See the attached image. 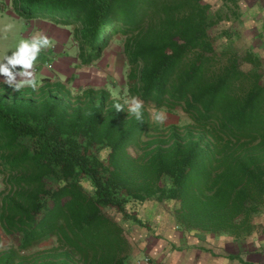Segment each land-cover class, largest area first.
Wrapping results in <instances>:
<instances>
[{
  "label": "trees",
  "instance_id": "trees-1",
  "mask_svg": "<svg viewBox=\"0 0 264 264\" xmlns=\"http://www.w3.org/2000/svg\"><path fill=\"white\" fill-rule=\"evenodd\" d=\"M220 1L227 10L207 0H13L22 18L74 26L86 66L123 42V86L144 108L140 120L116 110L124 102L106 83L75 92L53 79L19 90L0 83L8 187L0 229L17 237L0 264H24L21 253L52 238L50 264H134L125 224L149 228L136 205L155 200L174 207L184 235L238 241L255 233L264 213V58L217 47L231 38L222 24L240 18L239 0ZM150 107L181 110L194 128L138 156L130 149L141 143Z\"/></svg>",
  "mask_w": 264,
  "mask_h": 264
},
{
  "label": "rangeland",
  "instance_id": "rangeland-1",
  "mask_svg": "<svg viewBox=\"0 0 264 264\" xmlns=\"http://www.w3.org/2000/svg\"><path fill=\"white\" fill-rule=\"evenodd\" d=\"M211 3L215 9L217 10H226L224 4L221 3L220 0H207ZM239 8L236 9L238 13H240V18L238 20L232 21L226 20L225 23L222 24L221 29H226V31L231 35L229 39L220 38L218 41L217 47L222 50L223 48L232 46L234 48L233 52L236 53L239 57H244L248 51H251L254 48L255 43L247 44L246 37L244 38L242 32L247 29V25L253 24L255 25L252 29H257L255 27H259L258 29H262L264 26V0H239ZM15 12V10H14ZM16 13V12H15ZM16 15H18L16 13ZM233 15H231L232 17ZM39 17H42L39 15ZM6 19V20H5ZM3 23L5 25L9 23H13L14 31L21 29L22 33L26 30V24L29 23V26H35L37 32H47V35H51L52 38V49L49 47L45 49L43 54H41V58L38 57L34 69H36V79L38 81L37 85H41L44 79H53V80H61L67 84V86L71 90L78 89L77 85H87L91 84L96 86V88H100L101 85L107 84L106 87L111 91L114 97L121 99L123 102L130 97L127 92L126 86H123L125 81V76L130 71V67L128 66V62L123 53V42L112 41L111 46L107 48L102 59L97 62H94L90 66H86L79 59V49L74 41V26L66 27L62 25H56L53 22H50L47 19H43L46 22L36 21L34 19H27L21 17V22L13 20L11 18H5ZM40 19V18H38ZM252 19L253 22H252ZM38 22V23H37ZM41 22V23H40ZM48 23L49 26L45 27ZM0 21V57H2L5 53H11L15 51L16 43L19 41L17 38L18 33L11 31L10 38H3V28L4 24ZM232 26V30H230ZM249 28V26H248ZM36 32V33H37ZM237 32V33H235ZM15 33V34H14ZM246 35V34H245ZM55 40V41H53ZM65 46V53L69 56H74L76 61L73 65H54L50 63V59L56 58V52L52 53V56L49 54V50L55 51L57 47ZM252 47V48H251ZM55 57V58H54ZM57 58L59 60L61 57L58 55ZM56 60V59H55ZM49 63V64H48ZM243 67L246 70H249L250 66L246 63H243ZM47 68L50 71V75H46L43 72L44 68ZM94 73L93 75H91ZM90 75L94 78H90L93 82H81V78L84 77L85 80L89 79ZM77 84V85H76ZM26 86V85H25ZM103 88V87H101ZM156 111H160L164 114L165 119L163 121H157L153 119V114ZM149 125L146 131L143 133L141 137V143L138 146H135L130 149L138 156H141L144 153V150H151L155 148L158 143L149 146V143L159 140H167L169 136L175 132H177L180 137L185 136L188 131L193 130V122L192 120L185 115L181 110L170 111L166 109L156 110L153 107L149 108ZM8 187L5 183V175L2 174L0 169V200L2 193H7ZM136 209L141 213L143 218L149 224V228L140 227L138 225L133 224H125V228L128 231L129 239L132 243L131 254L133 258L131 259V263L134 264H172L176 262V259H179L180 254L177 253L175 249L171 246H168V242L175 241L177 242L179 239H190L193 240L194 243L201 244L206 246L209 250H215V252L227 254V256L233 257L235 263L237 261L236 256L239 254L232 253L234 252L231 248L229 242H223L215 244L213 240H215V236L213 234H185L181 231V229L176 224V219L170 214L172 213L174 207L172 205L167 204L165 202L155 201H147L142 204L136 205ZM172 210V211H171ZM259 215V214H258ZM256 217V224L258 225L259 221L262 220L261 217L264 216V213ZM261 235V236H260ZM263 237L262 229L256 228L255 233L250 236L248 239H256ZM211 238H213L212 241ZM220 239L221 237H216ZM229 238V237H223ZM231 242L235 245H238V242L234 240ZM247 239V238H246ZM243 240V239H242ZM199 241V242H198ZM240 241V240H238ZM17 243V237H9L6 236L2 230L0 229V251H6L11 247H14ZM246 251H241L239 257L241 258L240 263H244L245 261L252 258L254 255L253 252H261V255H264V246L255 247L251 245H247ZM57 247V242L55 238L49 239L47 241L42 242L36 248L29 250L28 252L21 253V257H26L24 264H50L55 258L53 253V249ZM165 247V248H164ZM153 249L157 250L160 253L163 252V256H153ZM250 249L249 252H247ZM231 254V255H230ZM250 255V256H249ZM249 257V258H248ZM149 259V260H148ZM232 259V258H231ZM264 259V258H263ZM21 261V260H20ZM239 262V261H237ZM236 263V264H240ZM247 264H264L262 263H254L252 261L245 262Z\"/></svg>",
  "mask_w": 264,
  "mask_h": 264
},
{
  "label": "crops",
  "instance_id": "crops-1",
  "mask_svg": "<svg viewBox=\"0 0 264 264\" xmlns=\"http://www.w3.org/2000/svg\"><path fill=\"white\" fill-rule=\"evenodd\" d=\"M11 18L13 20H16L18 22H21V17L19 15H16V13L14 12V4H13V0H0V21L3 23V20L5 18ZM6 20V19H5ZM36 21H41V22H46L45 20H43L42 18L40 19H35ZM254 19H252V22H253ZM40 22V23H41ZM38 23V22H37ZM49 22H47V24L45 25V27L49 26L48 25ZM4 24V23H3ZM9 24H12L13 23H9ZM5 26V24H4ZM26 30L24 31V33H22L21 29H18L17 31H14V32H17L18 35H17V38L20 40L21 38H28L30 37L31 35L35 34L37 31V29L35 28V26H29V23L26 24ZM249 26V28H248ZM255 25L253 24H250L247 25V29L243 30V37L245 38L246 37V41H247V44H251V43H255L254 44V48L251 49V51L255 52V53H258L260 54L263 58H264V26L262 29H258L259 27H255L257 29H252ZM4 29V28H3ZM14 29V28H13ZM5 31L3 30V33ZM15 34V33H14ZM45 34H47V32H45ZM11 31L10 32H5L3 34V38H10L11 36ZM51 37V35H48ZM55 41V40H53ZM19 41H17L18 43ZM16 43V45H17ZM50 48L52 49V45L50 46ZM65 50H66V47L65 46H61L59 44V47H57V49L55 51H51L49 50V54L52 56V53L53 52H56V60L55 59H50V63L54 64V65H73L74 62L76 61L75 57L74 56H71V55H67L65 53ZM41 54H43V52H41ZM40 54V57L41 58V55ZM60 56L61 59L59 60V58H57V56ZM49 64V63H48ZM50 70V69H49ZM46 67L43 69V72L46 73V75H50V71H49ZM34 71L36 72V69H34ZM36 75V73H35ZM4 77L3 76H0V83L2 84H6V83H3L4 81ZM19 79V78H17ZM87 82H93L91 80L87 81ZM86 82V83H87ZM7 85V84H6ZM77 85V84H76ZM88 85V84H87ZM86 84L84 86H87ZM77 86H81V85H77ZM262 220L259 221L258 223V228L262 229V235L263 237H258L256 238L255 236L253 238H256V239H243V240H240V241H237L238 242V245H235L231 242H234L232 238H223L221 237L220 239H217L215 237V240H213V238H211L210 241H214L215 244H218V243H223V242H229V244L231 245V248L234 249L232 253H235V254H241L240 252L241 251H246V247H248L247 245H252L253 248L255 249V247H260V250H261V247L264 246V216L261 217ZM217 240H220L217 241ZM199 242V241H198ZM218 242V243H217ZM177 245L179 247V251H177L178 254H180V257L179 259H176V262H173L172 264H236V263H240L241 261L239 262H235L233 263L234 259H231L232 257L231 256H227V254H223V253H218V252H215V250H209L206 246L204 245H201V244H197V243H194L193 240H190V239H185V238H181L179 239L177 242ZM227 244V243H226ZM165 248V247H164ZM163 251V250H161ZM160 253L158 252L157 250V253L155 251V249H153V256H163V252ZM250 249L247 251L249 252ZM251 252V251H250ZM253 257L252 258H249V260L245 261V262H254V263H262L264 262V255L262 256L261 255V252H256V250H254L253 252ZM231 255V254H230ZM238 255V256H239ZM250 256V255H249ZM243 263V264H247V263ZM242 264V263H240Z\"/></svg>",
  "mask_w": 264,
  "mask_h": 264
},
{
  "label": "clouds",
  "instance_id": "clouds-1",
  "mask_svg": "<svg viewBox=\"0 0 264 264\" xmlns=\"http://www.w3.org/2000/svg\"><path fill=\"white\" fill-rule=\"evenodd\" d=\"M14 25L7 24L4 26L5 32H10ZM52 45V38L47 34L37 32L28 38H21L16 45L15 51L10 54L5 53L0 57V76L5 79L3 83L19 90L21 87L28 85L35 87L38 83L34 71V66L41 52ZM19 78V79H17ZM116 110H124L127 107L128 114L134 115L137 120L142 118L144 104L137 96L132 95L124 103H116ZM153 119L163 121L164 114L156 111Z\"/></svg>",
  "mask_w": 264,
  "mask_h": 264
},
{
  "label": "bare ground",
  "instance_id": "bare-ground-1",
  "mask_svg": "<svg viewBox=\"0 0 264 264\" xmlns=\"http://www.w3.org/2000/svg\"><path fill=\"white\" fill-rule=\"evenodd\" d=\"M93 74H94V73H92L91 75H93ZM91 75H90L89 79H87V80H85V79H84V77H82V78H81L82 80H79V81H80V83H81V82H84V81H85V82H86V81H89V80H90V78H91Z\"/></svg>",
  "mask_w": 264,
  "mask_h": 264
}]
</instances>
